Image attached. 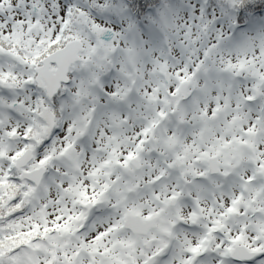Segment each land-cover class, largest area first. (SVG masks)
<instances>
[{
	"label": "snow or ice",
	"instance_id": "snow-or-ice-1",
	"mask_svg": "<svg viewBox=\"0 0 264 264\" xmlns=\"http://www.w3.org/2000/svg\"><path fill=\"white\" fill-rule=\"evenodd\" d=\"M0 264H264V0H0Z\"/></svg>",
	"mask_w": 264,
	"mask_h": 264
}]
</instances>
